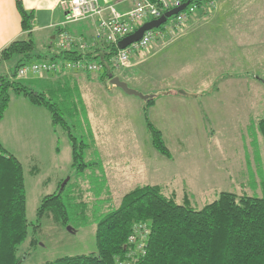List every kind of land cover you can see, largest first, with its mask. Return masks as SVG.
Segmentation results:
<instances>
[{
  "label": "rangeland",
  "instance_id": "obj_1",
  "mask_svg": "<svg viewBox=\"0 0 264 264\" xmlns=\"http://www.w3.org/2000/svg\"><path fill=\"white\" fill-rule=\"evenodd\" d=\"M224 12L232 24L222 23L219 32L235 45L231 53L215 46L212 21L194 18L176 30L210 26L204 30L206 36L184 39L178 32L162 44L165 48L157 56H136L126 69L114 66L131 89L154 96L149 117L163 132L172 159L151 145L146 100L92 75L91 81L78 75L68 82L67 91L52 95L70 129H54L46 108L12 95L0 138L24 169L30 227L19 247L21 264L98 254L100 219L143 181L159 184L179 203L188 199L197 210L222 192L264 197V139L256 126L264 116V0H225L222 22ZM181 38L185 44L177 45ZM34 40L40 43L39 37ZM6 64H0V76L9 74ZM70 133L91 145L85 162H100L99 166L76 175ZM61 182L68 185L64 199L69 225L48 216L39 222L43 198L57 192Z\"/></svg>",
  "mask_w": 264,
  "mask_h": 264
},
{
  "label": "trees",
  "instance_id": "obj_2",
  "mask_svg": "<svg viewBox=\"0 0 264 264\" xmlns=\"http://www.w3.org/2000/svg\"><path fill=\"white\" fill-rule=\"evenodd\" d=\"M146 1L154 5L160 3V0ZM183 3L196 6V15L202 10L211 12L215 8V0H185ZM17 8L22 19L23 36L0 54V62L7 63L10 70L9 74L0 76V123L9 109L12 95H17L34 106L46 108L51 113L54 129H70L61 106L53 102L52 95L60 90L67 91L68 82L78 79V75H86L89 81V77L94 76L102 84H111L113 78L119 77L111 62L118 47L105 42L92 46L88 39L70 33L65 28L69 24H65L56 29L55 34L60 36L67 32L89 44V49L82 50L79 43L67 50L58 46L54 49L53 41H50L48 50L42 52L34 40V12L27 11L20 2ZM164 29L159 28L166 36ZM82 60L100 64L102 68L94 73L62 70L29 74L23 78L18 76L21 69L31 64ZM28 78L41 79V87L32 88L21 81ZM155 103L154 96H149L144 107L151 145L158 154L172 159L163 132L149 117V109ZM256 126L264 139V116ZM70 140L72 167L76 175L100 165V162H85V152L90 149V144L86 145L71 133ZM107 179L112 180L110 176ZM62 183L57 192L43 198L37 212L39 222L48 216L66 227L69 225L68 204L64 199L68 185L63 187ZM140 224L147 225L150 234L146 255L136 264H264V197L222 192L218 199L197 210L188 199L179 203L175 195H166L159 184L140 185L130 190L116 209L102 216L96 229L98 254L66 256L42 264H119L127 258L129 238ZM29 227L23 165L0 140V264L22 263L19 247L26 241Z\"/></svg>",
  "mask_w": 264,
  "mask_h": 264
},
{
  "label": "built area",
  "instance_id": "obj_3",
  "mask_svg": "<svg viewBox=\"0 0 264 264\" xmlns=\"http://www.w3.org/2000/svg\"><path fill=\"white\" fill-rule=\"evenodd\" d=\"M185 0H160L159 5H154L148 1H142L137 7L121 13L114 6H103L100 0H66L63 3L69 7L66 21L63 24L78 23L89 19H97L95 38L91 43L92 46L105 42L117 47L118 43L126 37L133 34L145 23L159 19L165 11L183 7ZM196 6H186L177 15L169 18L162 25L165 31L168 29L176 30L184 27L196 15ZM163 31L154 29L146 32L140 41L130 45L124 50L118 49L111 59L114 66L118 68H129L134 57H141V60L154 48L155 43L163 39ZM58 48L70 49L79 43L82 50L89 49V44L82 40H78L71 34L65 32L59 36ZM102 68L100 64H91L87 61H68V62H52L31 64L18 73L23 78L29 74L42 75L48 72H58L62 70L80 71V72H98ZM150 231L145 224L137 225L133 234L130 236L127 249L129 254L126 259L119 264H136L146 255L147 241Z\"/></svg>",
  "mask_w": 264,
  "mask_h": 264
},
{
  "label": "crops",
  "instance_id": "obj_4",
  "mask_svg": "<svg viewBox=\"0 0 264 264\" xmlns=\"http://www.w3.org/2000/svg\"><path fill=\"white\" fill-rule=\"evenodd\" d=\"M64 1L66 0H0V54L10 43L23 36V30L21 25L22 19L17 8L18 2H20L27 11H32L35 14V19L33 22L34 25L33 34H34V38L36 36L39 37L40 43H38V46L42 50V52H46L48 50L47 47L51 44L50 41H53L52 44L54 46V49H56L58 46L57 43L59 39V34L57 35L55 34V32L56 29H58L59 27H63V24L66 21V16L69 10V7L63 3ZM142 1L143 0H100V3L103 6H114L116 10H118L119 12L126 13L137 7ZM224 2L225 0H215V9L213 10V13H210L207 10L205 11L202 10L201 12L197 13V15L194 18L198 22H205L209 20L212 21L215 30L211 32L213 34L215 46L219 48V50L223 48V53L224 51L225 53H231L230 48L234 47L235 45L230 42L224 41L222 32L221 31L219 32V30L222 29L223 27L222 23L229 22L230 24H232L231 17L230 19H228V21H226L227 15L225 14V12H224L225 20L224 22H222L223 16L221 13ZM225 9H228L227 5ZM194 18L189 21L190 24L191 21L193 22L195 21ZM96 24H97V19H89L78 23H72L66 25L65 28H68L69 32L73 33V35L76 36L79 35L80 37L88 39L89 42L92 43L94 41ZM207 27L210 26L204 25L203 28L199 27L195 31L186 30L185 32H183L182 30H178V31L175 30L174 32L164 36L163 39L157 41L153 46L154 48L146 56L147 58L152 57L154 55L157 56L161 52V50L165 48V45L162 44L168 42V40H170L171 37L179 36L178 32H182L184 39L190 38L194 35H196L197 37H202V36H206L204 30ZM231 27L232 25H230V28ZM183 38H181L182 39L181 43L178 41H175V43L177 45L180 44L184 45L185 44L184 41L186 40H183ZM199 44L202 45L206 43H204L203 41H199ZM0 64L2 65L4 63L0 62ZM40 81L41 79L38 78L23 79V82L27 83L32 88H40L42 85ZM0 140L3 147L5 148L1 138ZM144 184H146L145 181H143L141 185Z\"/></svg>",
  "mask_w": 264,
  "mask_h": 264
},
{
  "label": "water",
  "instance_id": "obj_5",
  "mask_svg": "<svg viewBox=\"0 0 264 264\" xmlns=\"http://www.w3.org/2000/svg\"><path fill=\"white\" fill-rule=\"evenodd\" d=\"M187 5H184L183 7L171 10L169 12H166L163 16H161L159 19H155L152 20L148 23H145L143 26H141L138 30H136L133 34H131L130 36L126 37L125 39L121 40L117 47L120 50H124L127 47H129L130 45L138 42L141 40V38L143 37V35L151 30L154 29H159L162 25H164L167 20L169 18H171L174 15H177L178 13H180L182 10H184L186 8ZM111 84L115 87H118L120 89H122L125 93L129 94V95H134V96H138L141 97L143 99H147L149 96L144 97L143 95H141L139 92L131 89L127 83H125L124 81H122L119 77H115L111 80ZM67 182V181H66ZM66 182L63 183V187L65 186Z\"/></svg>",
  "mask_w": 264,
  "mask_h": 264
}]
</instances>
